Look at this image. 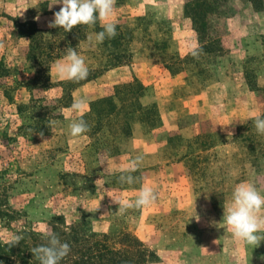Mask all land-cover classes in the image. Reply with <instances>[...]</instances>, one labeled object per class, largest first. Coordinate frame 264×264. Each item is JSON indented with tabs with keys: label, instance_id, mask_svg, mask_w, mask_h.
<instances>
[{
	"label": "rangeland",
	"instance_id": "374dc122",
	"mask_svg": "<svg viewBox=\"0 0 264 264\" xmlns=\"http://www.w3.org/2000/svg\"><path fill=\"white\" fill-rule=\"evenodd\" d=\"M189 2L116 0L118 34L101 44L87 39L100 23L86 26L75 48L98 75L72 91L87 100L83 116L88 96L137 78L148 87L142 101L158 105L161 121L149 128L136 120L132 138H73L68 125L81 114L58 101L65 80L51 74L65 54L50 65L49 87L27 58L26 22L50 38L48 23L61 5L0 0V242L78 224L84 234H107L122 245L135 239L146 264H264V241L252 250L222 221L237 183L264 190V134L253 122L264 117V0H219L201 34L185 11ZM194 45L202 48L198 57ZM121 67L125 73L109 76ZM32 97L50 111L43 137L19 129L26 115L17 107ZM136 156L143 157L132 173L139 182L119 183L120 169ZM142 185L155 190V203L118 214L113 200L135 199Z\"/></svg>",
	"mask_w": 264,
	"mask_h": 264
},
{
	"label": "trees",
	"instance_id": "16d2710c",
	"mask_svg": "<svg viewBox=\"0 0 264 264\" xmlns=\"http://www.w3.org/2000/svg\"><path fill=\"white\" fill-rule=\"evenodd\" d=\"M219 0H191L186 5L185 11L191 17L195 29L199 34L206 31V15L214 10ZM28 24L25 33L30 40V49L27 58L38 65V77L46 86L54 85L50 79V65L58 57L65 54L66 47L75 48L85 38L86 26H78L71 32L54 28L52 36L46 38L44 30L32 22ZM97 25V24H96ZM99 29V27L97 28ZM101 29V28H100ZM119 59V57H118ZM112 63L110 66L119 64ZM98 73L89 70L86 79L79 82L61 81L63 94L58 101L64 106H71L73 101L72 91L79 85L91 81ZM113 92L89 102V110L83 116L90 126L89 135L103 132L108 137L129 136L132 133L133 123L137 120L149 128L155 127L161 121L158 105L144 104L142 98L147 93L148 87L139 79L120 82L113 87ZM42 99L30 98L27 103L18 105V112L23 113L25 122L19 129H27L34 133L49 131L50 111L41 105ZM41 107L38 109V107ZM62 242L70 245L71 251L60 264H146V250L135 241L129 245L116 242L107 234H84L78 224L59 227L53 226ZM23 239L19 244L9 247L8 242H0V264H40L33 257L31 249L46 241L43 234L34 231L20 233ZM127 237V236H126Z\"/></svg>",
	"mask_w": 264,
	"mask_h": 264
},
{
	"label": "clouds",
	"instance_id": "9594fccd",
	"mask_svg": "<svg viewBox=\"0 0 264 264\" xmlns=\"http://www.w3.org/2000/svg\"><path fill=\"white\" fill-rule=\"evenodd\" d=\"M54 4H60L59 11L48 23V27L63 29L66 33L71 32L78 26L94 28L99 22L102 28L99 32L89 33L88 42L91 45L101 44L106 39H114L117 36V23L112 19L115 13L116 0H55ZM23 39V38H22ZM3 45L0 44V47ZM202 48L193 46L191 55L198 57ZM55 70L62 80L79 82L89 75V68L85 59L76 51V48L66 47L65 55L56 62ZM87 107L85 98H74L68 111L80 113V117L73 120L69 125V134L73 138L85 136L90 131V126L83 119V113ZM254 127L258 134H264V117H253ZM39 135L43 137V132ZM231 135V134H229ZM143 163L142 156H136L120 169L119 183L134 184L139 178L132 173L139 170ZM157 194L155 190L142 185L133 200H113L118 205V214H125L129 209H142L155 203ZM197 222L200 217L196 213L192 216ZM223 223L231 233L234 240L243 242L253 249L260 247L264 241V190L257 187L253 182L241 181L237 183L232 192L231 199L223 206ZM46 243L33 247L30 251L40 264H60L61 260L71 251L67 242H62L59 235L54 231L43 233ZM23 236L16 235L9 241V247L20 243ZM260 259L264 261V255Z\"/></svg>",
	"mask_w": 264,
	"mask_h": 264
},
{
	"label": "crops",
	"instance_id": "0c3cea01",
	"mask_svg": "<svg viewBox=\"0 0 264 264\" xmlns=\"http://www.w3.org/2000/svg\"><path fill=\"white\" fill-rule=\"evenodd\" d=\"M55 65H56V63H53L52 64V66H51V74H52V76H55L57 73H56V70H55ZM121 71L122 70V72H120L119 70ZM124 70H123V68L121 67V68H115V69H111V71H109V76H111V75H121V73H125V72H123ZM127 78V77H126ZM123 79H125V78H123ZM94 80H91V81H88V82H86V83H84L83 85H80L75 91H78V89H80V88H82V87H86V86H88V85H90V83H92ZM141 81V80H140ZM142 82V81H141ZM143 83V82H142ZM144 84V83H143ZM102 96H104L103 94H101V93H99V94H95V96H92V95H90V96H88L89 97V99L90 100H94V99H97V98H100V97H102ZM161 116V115H160ZM134 124V123H133ZM132 133H133V129H132ZM132 133H131V135H129L128 137L129 138H132Z\"/></svg>",
	"mask_w": 264,
	"mask_h": 264
}]
</instances>
